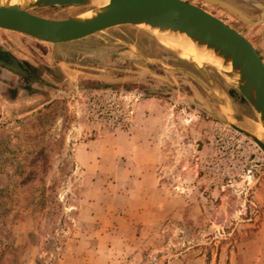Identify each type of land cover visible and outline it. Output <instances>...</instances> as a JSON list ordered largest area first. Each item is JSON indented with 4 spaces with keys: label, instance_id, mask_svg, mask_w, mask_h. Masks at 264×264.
Listing matches in <instances>:
<instances>
[{
    "label": "rangeland",
    "instance_id": "rangeland-1",
    "mask_svg": "<svg viewBox=\"0 0 264 264\" xmlns=\"http://www.w3.org/2000/svg\"><path fill=\"white\" fill-rule=\"evenodd\" d=\"M205 6L232 26L244 27L225 10ZM59 11L33 13L53 18ZM256 14L253 9L248 15ZM248 33L264 41V25ZM11 34L0 41L12 57L36 68L42 81L49 82L47 74L60 75L63 82L40 84L52 89L37 93L18 90L22 81L13 77L14 91L3 97L7 86L0 81V191H7L0 193V212L12 210L0 223V237L17 256L13 262L5 255L4 264H264L259 148L177 95L141 94L155 90L159 81L119 83L107 90L106 82L77 76L59 63L98 75L104 74L90 69L145 67L174 82L171 89L192 96L191 84L215 103L191 77L147 63L118 41L207 83L201 72L133 26L109 30L103 39L56 46L33 40V48L25 46L31 39ZM139 35L166 53L152 52ZM49 52L53 67L40 70L34 64ZM207 71L217 81L219 76ZM235 94L237 109L253 117Z\"/></svg>",
    "mask_w": 264,
    "mask_h": 264
},
{
    "label": "water",
    "instance_id": "water-1",
    "mask_svg": "<svg viewBox=\"0 0 264 264\" xmlns=\"http://www.w3.org/2000/svg\"><path fill=\"white\" fill-rule=\"evenodd\" d=\"M95 1L97 0H0V30L53 46L93 37L103 39L102 35L108 36L109 30L124 26L136 27L147 35L150 34L148 28L183 33L199 46L212 49L226 68H232L228 75L236 82H231L228 86L246 101L253 117H248L237 109L229 93L221 87L205 67H197L193 64L203 74L207 83L183 67H171L160 59L147 58L132 44L123 41H118V43L131 49L147 63H159L165 71L179 72L194 79L215 103L204 98L191 84L189 86L193 91L192 96L175 91L170 87L175 86L174 82L141 66H137L139 71L121 70L113 67L90 69V71L104 75L111 73L134 75L104 76L86 72L79 65L68 62H60L59 65L69 69L77 76L84 75L95 81L106 82L107 90H110L112 85L119 83H140L148 78L159 81L162 84L157 85L155 90L141 91V94L169 98L177 95L204 114L233 129L252 142L264 154V141L257 138L253 132V128L258 123L264 127V61L257 51V46L246 37L249 28L264 25L263 2L241 0L242 3L259 12L256 15H248L224 0H198L225 10L244 24L243 28H237L206 9L184 0H107V3L100 7L94 5ZM51 8L60 9L53 18H45L33 13L37 10ZM83 11H92L93 13L87 17L76 15ZM62 14L68 15V17L56 19ZM9 59L10 62L0 59V66L19 77L30 78L34 84L51 85L35 76L36 68L30 67V73L22 68L16 58L10 56ZM69 66H73L75 69H70ZM216 74L222 81L224 80L219 73ZM222 104L231 110L233 121H229L223 115Z\"/></svg>",
    "mask_w": 264,
    "mask_h": 264
},
{
    "label": "bare ground",
    "instance_id": "bare-ground-1",
    "mask_svg": "<svg viewBox=\"0 0 264 264\" xmlns=\"http://www.w3.org/2000/svg\"><path fill=\"white\" fill-rule=\"evenodd\" d=\"M107 0H97L94 5L102 6L106 4ZM83 11L82 13H77L76 15H82L83 17L90 16L92 11ZM65 15V14H63ZM68 16V15H66ZM151 38L156 41L160 46L166 49L168 52L176 56L177 58L188 62L193 66L195 64L197 67H205L213 70L215 73H219L223 78V82L228 86L231 82H236L234 78L228 75L232 68H226L221 59L217 57L212 49L205 46L201 47L196 44L190 37L183 33L170 32V31H160L158 29L148 28ZM148 35V36H149ZM226 77H225V76ZM229 87V86H228ZM221 111L225 118L229 121H233L234 118L231 114V110L225 105H221ZM253 132L260 140L264 141V127L262 124L258 123Z\"/></svg>",
    "mask_w": 264,
    "mask_h": 264
},
{
    "label": "flooded vegetation",
    "instance_id": "flooded-vegetation-1",
    "mask_svg": "<svg viewBox=\"0 0 264 264\" xmlns=\"http://www.w3.org/2000/svg\"><path fill=\"white\" fill-rule=\"evenodd\" d=\"M184 1H186V2H188V3H191V4H194V5H200V7L201 8H203V9H207L208 10V7L207 6H205V4H201V3H199L198 1H196V0H184ZM226 1H228V2H230L231 4H233L234 6H236L237 8H239L240 10H242V11H244L246 14H252L253 13V9L249 6V5H247V4H244V3H242V2H240V1H237V0H226ZM196 5V6H197ZM214 15V14H213ZM48 16V15H47ZM47 16H43V17H47ZM51 15H49V17H50ZM64 16H66V15H64ZM63 15L62 16H60L61 17V19H65V18H67V17H64ZM216 16V15H215ZM238 26L240 25L239 23L237 24ZM0 32H2V33H4V34H7L6 36H8V37H10L11 35H13V34H11V33H9V32H5V31H1L0 30ZM250 33V32H249ZM248 33V34H249ZM247 34V38L253 43V44H255V45H257V40H255L253 37H251V35L249 34L248 35ZM138 36V35H137ZM4 37V36H3ZM12 37V36H11ZM10 37V38H11ZM4 38H6V37H4ZM21 39V38H20ZM138 40H140L142 43H143V45L144 44H146L147 46H148V48L152 51V52H155L156 54H158V55H160V52H163V53H166V51L162 48V47H160L156 42H155V44H151V42H150V40H148L147 38H144L143 36H140L139 35V39ZM33 40H25V42H26V45L25 46H30V47H32L33 48V42H32ZM156 44L158 45V46H156ZM139 48H140V50H141V52L143 53V50H142V48H141V45H139ZM257 51H258V53H259V55H260V52H259V50H258V47H257ZM44 52H46V51H44ZM162 54V53H161ZM6 55V56H5ZM10 56H12V54H10L9 52H8V50H7V48L4 46V44L0 41V59H2V60H5V61H7V62H10V59H9V57ZM161 56V55H160ZM261 56V55H260ZM5 57H6V59H5ZM8 57V58H7ZM55 58V57H54ZM262 58V57H261ZM53 59V55H51V53L49 52V54L47 53V55L45 54V58L44 59H42V60H40V63H35L34 65L36 66V67H38V68H40V70H42L44 67H53V65H52V60ZM263 59V58H262ZM180 60V59H179ZM183 60H181V62H182ZM183 62H185V61H183ZM186 64L189 66V67H192L191 66V64H189L188 62H186ZM21 66H22V68L24 69V70H27V71H29L30 73H31V70H30V66H28V68L26 67V66H24L23 64H21ZM207 69H209V68H207ZM209 71L211 72V73H213V71L211 70V69H209ZM36 76V75H35ZM60 75H58L57 77H54L53 75L51 76H48L47 74H46V76H44V78L46 79V80H48L49 82H52V83H54L55 85H60L62 82H63V79H62V77L60 76ZM12 77V78H11ZM13 77H16V78H18V80H20V81H22V84H23V87H21V88H19V87H17V89L18 90H20V91H24L26 88H29V89H31V90H33V91H35V92H40V91H46V90H48V89H52L51 87H41V86H38V85H34V84H32V83H30V78H23V77H19V76H16L15 74H13L11 71H9V70H7V69H5V68H3V67H1L0 66V81H1V84H3V86H7V88H3L2 90H1V94L3 95V97H4V94H5V92L6 91H8V90H11V91H14L13 90V88H12V86H10V85H13V83L11 82V81H13L12 79H13ZM217 79V81H219V82H221V83H223L222 81H221V79H219V77H217L216 78ZM25 81H28V83H25ZM6 82H8V83H6ZM12 83V84H11ZM224 85H226L225 83H224ZM227 86V85H226ZM228 87V86H227ZM16 88H15V90H17ZM15 93V92H14ZM229 93V95L232 97V99L238 104V101H240V99H239V97L235 94V93H233L232 91H229L228 92Z\"/></svg>",
    "mask_w": 264,
    "mask_h": 264
},
{
    "label": "trees",
    "instance_id": "trees-1",
    "mask_svg": "<svg viewBox=\"0 0 264 264\" xmlns=\"http://www.w3.org/2000/svg\"><path fill=\"white\" fill-rule=\"evenodd\" d=\"M5 192L7 191L5 190L0 191L1 194H4ZM11 211H12L11 208H4L2 212H0V223L3 224L7 222L6 217L11 213ZM7 254L12 258L13 262H16V257H17L16 250L13 247L12 248L5 247L0 237V264H4V258L5 255Z\"/></svg>",
    "mask_w": 264,
    "mask_h": 264
},
{
    "label": "crops",
    "instance_id": "crops-1",
    "mask_svg": "<svg viewBox=\"0 0 264 264\" xmlns=\"http://www.w3.org/2000/svg\"><path fill=\"white\" fill-rule=\"evenodd\" d=\"M237 1H240V2H242L241 0H237ZM261 2H263L264 3V0H260ZM7 34H4V33H2V32H0V38H2L3 36L4 37H8V36H6ZM259 43V46H260V49L262 50V52L264 53V41L263 42H258ZM260 55H261V57H262V54L260 53ZM263 58V57H262Z\"/></svg>",
    "mask_w": 264,
    "mask_h": 264
}]
</instances>
